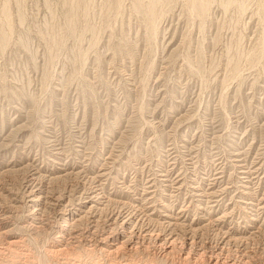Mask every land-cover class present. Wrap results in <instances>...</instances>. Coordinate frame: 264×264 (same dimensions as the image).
Masks as SVG:
<instances>
[{
    "label": "rangeland",
    "instance_id": "1",
    "mask_svg": "<svg viewBox=\"0 0 264 264\" xmlns=\"http://www.w3.org/2000/svg\"><path fill=\"white\" fill-rule=\"evenodd\" d=\"M0 264H264V0H0Z\"/></svg>",
    "mask_w": 264,
    "mask_h": 264
},
{
    "label": "bare ground",
    "instance_id": "2",
    "mask_svg": "<svg viewBox=\"0 0 264 264\" xmlns=\"http://www.w3.org/2000/svg\"><path fill=\"white\" fill-rule=\"evenodd\" d=\"M12 241V240H11ZM11 246H15V245H17V243H16V241H12V242H10L9 243ZM18 246V245H17ZM13 248V247H12Z\"/></svg>",
    "mask_w": 264,
    "mask_h": 264
}]
</instances>
